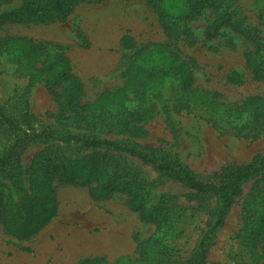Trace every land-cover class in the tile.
Listing matches in <instances>:
<instances>
[{
    "label": "rangeland",
    "instance_id": "1",
    "mask_svg": "<svg viewBox=\"0 0 264 264\" xmlns=\"http://www.w3.org/2000/svg\"><path fill=\"white\" fill-rule=\"evenodd\" d=\"M0 1L3 13L21 4L20 0ZM162 2L169 21H175L173 29L160 19L150 0H101L77 4L62 21L8 24L2 34L42 47V52L36 53L61 54L62 66L57 68L56 64L54 68H63L79 79L83 102L93 103L104 91H120L130 83L143 81L146 72L165 68V79L149 89L158 109L144 125L145 136L136 141L163 149L200 178L227 164L244 165L255 155L264 154V128L255 133L242 129L220 132L206 120L205 112L206 96L213 100L208 108L212 103L222 109V104L229 105L233 117H238V108L246 99L264 97V82L255 79L245 65V55L252 45L229 30L206 39L204 32L212 19L209 9L195 19L183 20L179 17L184 12V0ZM234 2L264 39V0ZM19 56L0 55V106L8 112L18 102L37 121L61 133L65 127L59 103L48 92L37 70L39 65L22 67L18 65ZM203 94L205 97H201ZM192 101L196 108H190ZM3 135L0 128V154L5 144ZM99 136L118 137L109 133ZM53 146L71 157L81 155L76 154L77 149ZM45 149L52 150L48 143L24 149L20 157L22 173ZM138 166L157 183V173L149 165ZM73 168L80 171H69L68 167L65 176L55 174L34 183L28 181L27 174H22L19 184L0 175V190L3 188L12 201L33 197L37 205L36 230H15L0 220V264H76L85 258H99L102 264H142L138 245L153 235L155 225L131 210L122 193L92 197L96 182H87L85 171ZM252 185L253 181L242 185L241 195L211 241L206 264H236L248 259L251 248L240 241L238 234L242 204ZM155 191L176 195L189 207L180 219L182 235L172 238L178 243L175 249L179 257L189 256L214 200L200 202L205 209L198 211L191 209L197 203L190 201V191L177 182L164 181ZM263 249L262 240L256 251Z\"/></svg>",
    "mask_w": 264,
    "mask_h": 264
},
{
    "label": "trees",
    "instance_id": "2",
    "mask_svg": "<svg viewBox=\"0 0 264 264\" xmlns=\"http://www.w3.org/2000/svg\"><path fill=\"white\" fill-rule=\"evenodd\" d=\"M12 1L4 0L3 3ZM99 1L20 0V6L13 11L0 12V55L20 53L18 65H39L37 70L41 71L48 92L58 100L61 122L65 127L61 133L54 132L18 102L8 112L0 106V128L5 138L0 154V175L13 184H19L22 174H27L28 181L34 183L55 174L65 176L77 166L87 174V182H96V188L91 189L92 197L115 191L124 194L129 208L138 212L143 221L155 225L153 235L138 245L142 264H206L211 241L224 225L236 197L241 195L242 185L253 181L252 189L242 204V228L238 234L240 241L251 250L247 260L236 264H260L264 260V249L257 252L256 248L264 241V154L255 155L244 165L227 164L200 178L163 149L142 146L136 141L145 136L144 125L158 109L156 101L149 96V89L165 79L168 74L165 68L146 72L143 81L130 83L120 91H104L93 103L83 102V87L79 79L63 68L57 71L64 61L61 54L36 53L42 52V47L27 45L24 38L2 34L8 24L62 21L77 4ZM150 3L160 19L166 20L167 26L171 25L173 29L175 21H169L170 16L162 0H150ZM206 9L211 11L212 19L205 29V38L212 39L224 30L245 38L253 47L245 55V65L255 79L264 82V39L255 27L246 22L234 0H184V12L179 19H195ZM56 64L57 68H54ZM205 98L208 104L206 120L218 131L242 129L255 133L264 128V97L246 99L238 108V117L231 115L229 105L222 104V109L212 103V108H208L212 99ZM189 106L196 108V102L192 101ZM102 133L118 137L99 136ZM40 143L50 144L52 150H43L22 173L21 154L28 146ZM56 144L66 149H77L76 154L81 155L68 156L64 151L55 150L53 145ZM139 163L149 165L157 173V183L146 177ZM168 180L190 191V201L197 203L191 207L192 210H204L205 206L200 202L214 200V206L207 209L209 219L187 257H179L175 249L178 243L172 238L182 235L183 229H178L180 219L189 207L182 205L176 195L155 191ZM32 200L21 198L12 201L1 188L2 223L15 230H36L37 205ZM76 264L102 263L99 258H85Z\"/></svg>",
    "mask_w": 264,
    "mask_h": 264
}]
</instances>
